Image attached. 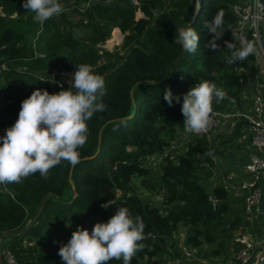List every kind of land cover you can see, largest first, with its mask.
<instances>
[{"label":"trees","instance_id":"trees-1","mask_svg":"<svg viewBox=\"0 0 264 264\" xmlns=\"http://www.w3.org/2000/svg\"><path fill=\"white\" fill-rule=\"evenodd\" d=\"M239 1L198 0L196 7L195 0H60L65 11L41 25L33 20L34 13L22 7L23 0H0V66L16 62L25 69L8 66L3 73L2 127L14 125L21 102L33 91L51 93L52 82L45 83L50 78L48 71L77 70L76 65L88 64L104 79L107 90L103 97L106 110L87 121V142L78 149L80 163L73 167L62 161L46 178L36 173L21 183L0 184V235L9 237L5 247L18 264H52L58 256L32 242L43 236L50 239L54 229L68 222L91 232L97 222L106 223L120 207L128 208L133 218L139 216L145 224L143 248L131 264H166L168 242L175 245L180 227L185 229L187 246L198 250L215 246L211 254H220L240 221L237 218L227 226L229 202L241 200L220 186L210 187L213 173L201 166L200 157L211 151L225 158L230 148H238L248 122L241 119L231 133L215 140L193 137L196 143L190 142L181 154L174 143L186 132L183 95L200 80L227 93L219 103L215 98L212 101V111L221 113L245 111L246 93L252 97L257 82L264 83L254 53L244 61H225L230 53L224 41L240 46L233 37L236 17L232 11ZM221 9L225 28L230 25L231 30L217 41L222 50L214 52L205 47L212 36L203 24ZM70 10L80 16L75 24L70 22ZM138 11L143 18L137 19ZM188 26L199 36L194 53L175 43L178 30ZM115 29L124 35L122 46L113 52L101 49L99 45ZM142 80L154 84L135 88L134 105L130 91ZM60 81L64 89L69 87ZM169 87L181 97L180 103L169 106L164 100ZM228 135L229 141L220 140ZM168 152L157 170L146 164L148 158ZM88 157L92 159L83 160ZM139 179L150 193L156 185L165 191L160 207L138 193L135 180ZM169 255L175 258L174 252Z\"/></svg>","mask_w":264,"mask_h":264},{"label":"clouds","instance_id":"clouds-1","mask_svg":"<svg viewBox=\"0 0 264 264\" xmlns=\"http://www.w3.org/2000/svg\"><path fill=\"white\" fill-rule=\"evenodd\" d=\"M22 7L34 13L33 20L43 25L49 19L65 11L60 0H23ZM224 11L218 10L203 27L212 38L205 47L221 51L217 41L231 30L225 28ZM236 39L235 36H233ZM175 43L189 53L199 46V36L192 27L178 30ZM230 55L228 64L244 61L255 52L252 42L224 41ZM69 81V87L57 93L36 89L21 102L18 119L0 137V184L21 183L23 179L39 173L46 178L50 169L67 161L75 167L80 163V153L87 142L89 121L95 113L106 110L103 97L107 94L104 79L93 68L81 63ZM213 98L216 102L227 98V93L207 80H200L183 95L181 112L184 129L188 133H200L209 124ZM169 106L180 103L181 97L171 88L164 91ZM115 130V129H114ZM105 207V205H102ZM71 227V223L66 224ZM145 224L139 216L133 218L126 207H120L106 223L97 222L91 232L77 226L67 244H61L58 255L65 264H109L122 260L131 264L133 257L142 250Z\"/></svg>","mask_w":264,"mask_h":264},{"label":"built area","instance_id":"built-area-1","mask_svg":"<svg viewBox=\"0 0 264 264\" xmlns=\"http://www.w3.org/2000/svg\"><path fill=\"white\" fill-rule=\"evenodd\" d=\"M232 11L236 17V40L239 45L244 41L252 42L256 63L264 68V1L240 0L233 5ZM7 70L8 65L0 66V83L4 81L3 73ZM62 77V73L50 72V78L45 80L56 85L59 92L62 83L60 80H64ZM241 119H245L248 125L238 139L239 146L236 150L229 149L223 159L211 151L200 157L201 166L213 173V186H220L242 202V218L236 224L233 237L228 243L231 257L227 262L221 263L224 260L221 259L219 263L217 258H207L183 241H175L173 246L168 242L166 264H264V83L257 82L249 110L229 113L212 111L205 130L200 133L183 132L174 146L180 149L181 154L190 142L193 145L196 143L192 141L193 137L215 140L210 136L231 133ZM10 127H0V135L4 136ZM169 155V152L162 156L154 155L146 160V164L157 170ZM212 202L214 205L217 203L216 200ZM8 238L0 235L1 263L18 264L14 254L5 247ZM204 248L207 249V246ZM174 251L177 253L175 259L169 255Z\"/></svg>","mask_w":264,"mask_h":264},{"label":"rangeland","instance_id":"rangeland-1","mask_svg":"<svg viewBox=\"0 0 264 264\" xmlns=\"http://www.w3.org/2000/svg\"><path fill=\"white\" fill-rule=\"evenodd\" d=\"M195 3H196V7H198L199 5V2L198 0H195ZM68 16L70 17V22H72L73 24L76 23L77 20H79L80 16L78 14H72V11L70 10L68 12ZM136 17L137 19H140V18H143L144 15L138 11L136 13ZM76 34L78 35V31H75ZM81 33H79L80 35ZM82 35V34H81ZM123 40H124V35L121 33V31L119 29H116L113 31L112 33V36L110 39H108L105 43L103 44H100L99 47L101 49H105L107 51H110V52H113L115 51L119 46H122L123 44ZM9 64V65H8ZM8 66H10L11 68H14V69H17V70H21V71H24L25 69L24 68H20V66L18 64H16V62H8L7 63ZM261 68V67H260ZM263 71H262V78L264 80V68H261ZM77 70H52V71H48V72H53V73H62V78L67 81L69 83L71 77L74 75V73L76 72ZM47 83V81L45 82ZM52 84V83H51ZM51 87V93H57V86H55L54 84L50 85ZM251 98L252 97H248L247 96V93L245 95V100H246V105H245V108L246 110H249V108L251 107ZM5 105V104H3ZM3 125H0V127H2ZM218 135L214 134L212 136H210L211 138H217ZM219 137V136H218ZM231 135H228V137H221V141L225 139L227 141H229ZM226 141V142H227ZM228 149L230 148L229 146H227ZM230 149H233V150H236V147H233V148H230ZM237 154L239 153V151L236 152ZM135 183L137 184L139 190H138V193L139 194H143L144 198L147 199V198H150L154 204L158 207L161 206L162 204V198L164 197L165 195V191L164 190H161L160 187L158 185H156V189L154 192H149L147 191L145 188L143 189L142 188V180L139 179V180H135ZM209 185L210 187L213 186V181L209 182ZM209 187V189H210ZM3 190H5L3 188ZM229 207H230V210L229 212L226 214L225 218H226V222H227V226H231L232 223L234 221H236L237 218H242V215H243V211H242V202H236L234 203L233 201L232 202H229ZM31 225V222H29L28 224H26L25 229L29 228V226ZM77 228V226L75 224H71V227H67L66 225H63L59 228H56L54 229V234H53V237H51L49 239V237H45L43 236V238H39L38 240H35L34 244H37L39 246V248H41L43 251L49 253V254H56L58 256L57 260L54 261L52 264H65V262L60 258V256L58 255V251L61 247V244H67L68 241L70 240L71 236H72V233L73 231H75ZM177 239L176 241L179 242V241H183L185 243V238H186V235H185V229L183 227H180V230L179 232L177 233ZM29 241H26L25 242V245L28 246L29 245ZM228 243L230 244V241H226L225 242V248L223 250L220 251V254L218 255H212L211 251L217 249L215 246L213 247H208L207 246V249H200L198 250V252H201L203 254H205V256H207V258H217V262L220 263L219 260L221 259H224L221 263H225L229 260V258L231 257L229 255V249H228ZM8 249V248H7ZM9 250V249H8ZM175 253V257L177 256V253L174 251ZM166 260L168 259V257H165ZM175 259V258H174Z\"/></svg>","mask_w":264,"mask_h":264},{"label":"water","instance_id":"water-1","mask_svg":"<svg viewBox=\"0 0 264 264\" xmlns=\"http://www.w3.org/2000/svg\"><path fill=\"white\" fill-rule=\"evenodd\" d=\"M145 83H148V84H154V82L153 81H150V80H142V81H139V82H137L133 87H132V89H131V91H130V97H131V100H132V102H133V104L135 105V99H134V90H135V88L138 86V85H140V84H145ZM131 117H126V118H123V119H130ZM117 119H114V120H110V121H108L105 125H107V124H109V123H111V122H113V121H116ZM104 125V126H105ZM102 130H100V133H99V146H100V143H101V140H102ZM88 159H92V157H88V158H84L83 160H88Z\"/></svg>","mask_w":264,"mask_h":264},{"label":"crops","instance_id":"crops-1","mask_svg":"<svg viewBox=\"0 0 264 264\" xmlns=\"http://www.w3.org/2000/svg\"><path fill=\"white\" fill-rule=\"evenodd\" d=\"M115 30H116V29H115ZM0 264H2V263H1V260H0Z\"/></svg>","mask_w":264,"mask_h":264}]
</instances>
